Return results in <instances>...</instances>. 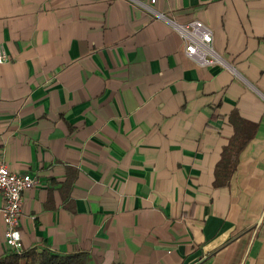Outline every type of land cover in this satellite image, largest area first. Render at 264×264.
Returning a JSON list of instances; mask_svg holds the SVG:
<instances>
[{"label":"crops","instance_id":"1","mask_svg":"<svg viewBox=\"0 0 264 264\" xmlns=\"http://www.w3.org/2000/svg\"><path fill=\"white\" fill-rule=\"evenodd\" d=\"M157 7L207 25L232 69L195 66L124 0H0V165L37 181L23 193L24 252L264 264V0ZM239 120L253 138L215 186ZM9 253L0 215V261Z\"/></svg>","mask_w":264,"mask_h":264},{"label":"built area","instance_id":"2","mask_svg":"<svg viewBox=\"0 0 264 264\" xmlns=\"http://www.w3.org/2000/svg\"><path fill=\"white\" fill-rule=\"evenodd\" d=\"M141 10L153 22L163 23L180 38L183 54L199 68L220 67L231 70L228 62L213 46L212 30L203 22L191 20L186 23L176 21L171 15L158 9L161 0H124ZM209 2L218 0H208ZM8 60L4 49L0 48V64ZM37 186V181L29 174H15L5 165H0V215L4 225V241L10 253H24L19 221L23 205V193ZM25 264V263H23Z\"/></svg>","mask_w":264,"mask_h":264},{"label":"trees","instance_id":"3","mask_svg":"<svg viewBox=\"0 0 264 264\" xmlns=\"http://www.w3.org/2000/svg\"><path fill=\"white\" fill-rule=\"evenodd\" d=\"M232 124L234 136L224 148L221 160L216 167L215 186H224L229 182L235 172L240 153L254 135L255 127L250 123L239 120L238 123L232 121ZM79 257L80 255L62 256L52 255L48 251L37 253L35 250H29L21 255L9 253L1 259L0 264H18L20 260H25L26 264H74Z\"/></svg>","mask_w":264,"mask_h":264}]
</instances>
